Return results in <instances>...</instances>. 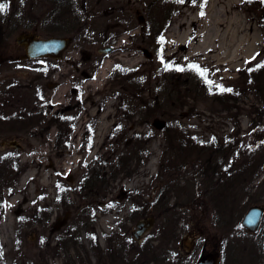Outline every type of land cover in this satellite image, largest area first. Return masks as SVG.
<instances>
[{"label":"rangeland","instance_id":"1","mask_svg":"<svg viewBox=\"0 0 264 264\" xmlns=\"http://www.w3.org/2000/svg\"><path fill=\"white\" fill-rule=\"evenodd\" d=\"M45 3L46 0L31 2L38 17L45 12ZM233 3L76 0L82 17L77 22L68 20L66 27L58 30L71 37V44L60 59L54 60L52 67L41 60L21 63L15 70L1 65L0 78L12 75L20 88L5 91L0 85V140L11 139L19 144V148L0 146V224L4 218L9 222L8 232L0 234V264H60L59 259L52 261L41 238L44 237L43 206L56 168L61 174L70 171L75 176V165L73 161L62 163L63 156L56 159L52 154L62 150L47 147L70 136L75 140L76 136H82V140L83 128L88 125L99 148L98 158L104 161L98 165L103 179L108 184L118 176L121 185L136 191L133 200L153 195L159 175L160 181L172 182L177 142L203 141L227 143V147L243 143L242 158L228 167L226 186L216 191L211 201L207 198L208 205L225 206L230 219L233 206L240 213L252 204L264 206V66H261L264 65V0ZM168 6L171 14L164 30L149 32L150 21L162 20ZM26 21L20 19V26L9 31L8 45L0 55L16 52L13 38L19 30L31 31L34 26L36 35H41L47 29L46 22L52 23L44 20L27 25ZM237 24L244 28L236 31ZM106 46H112L113 52L100 53L93 64L94 74L83 81L80 96L85 98L77 105L79 117L71 125L75 134L68 135L71 126L61 131L53 118L40 117L39 112H34L63 113L60 110H64L68 101L67 86L73 73L71 60L78 62L84 54L98 52V48ZM221 62L227 64L225 68ZM190 64L207 69L206 76L190 69ZM113 68L126 76L113 73ZM53 72L56 73L51 76ZM52 81L58 84L55 89L45 85ZM185 111L188 114L180 117L178 112ZM161 122L162 128H157L156 123ZM179 125L187 133H178ZM148 160L153 162L150 166ZM25 173L27 179L30 177L27 187L12 196ZM157 196L148 201L149 206L158 205ZM173 206L171 193H161L160 217L149 234H156L160 228V262L164 259V264H188L190 256H183L180 241L190 238L191 233L179 226ZM196 209L197 212L199 208ZM208 224L207 231L215 236L225 233ZM228 227L226 230L231 229ZM238 235L243 246L248 245L253 253L257 234ZM81 238L82 235L80 242ZM243 246L240 248L244 249ZM261 264H264L262 258Z\"/></svg>","mask_w":264,"mask_h":264},{"label":"flooded vegetation","instance_id":"2","mask_svg":"<svg viewBox=\"0 0 264 264\" xmlns=\"http://www.w3.org/2000/svg\"><path fill=\"white\" fill-rule=\"evenodd\" d=\"M32 1L34 0H0V4L6 5L5 10L0 12V19L5 21L0 23V51L3 52L8 45V38L11 36L9 31L19 27H16L15 22L21 18L38 21V15L32 11L34 7L31 5ZM69 2L70 0H46L47 8L44 15H41L49 20L62 19L73 11L68 6ZM21 12L28 14L23 13L22 17H19ZM25 15L29 17H23ZM9 20L12 22L10 23ZM18 32L20 33V30ZM15 37L13 39L17 44L14 48L16 52L7 51L0 55V67L4 65L15 70L21 63H31L36 60L43 61L45 65L50 63L51 67L54 65L55 59L49 56L26 57L23 46L16 41ZM99 55V52L87 53L78 62L71 60L73 73L67 86L66 107L60 110L63 113H59L58 110L34 112H39L40 117L45 115V118H53L54 123L75 121L79 117L77 105L85 98V95L80 96L83 81L90 79L94 74L93 64ZM82 63L85 65L81 66ZM32 68L35 70L34 67ZM55 73L53 72L51 76ZM11 78H13L12 75L0 78L3 90L13 91L14 88H20L19 81L15 80V77ZM45 85L55 89L54 87L58 84L52 81ZM75 108L76 110L73 111ZM178 113L180 117L188 114L186 111L184 116ZM73 127L69 128L68 135L75 134ZM88 127L90 125L83 128L82 134H85V137L82 140H80L82 136H76L77 140L70 136L60 142L54 141L47 147L51 145L54 150H62L61 153L52 152V154L56 159H60V155L63 156L60 159L62 163L73 161L75 165V176L70 171L61 174L60 169L56 168L53 184L50 192L47 191L43 206L44 237L40 233L39 238L42 236L41 238L44 239L46 251L50 254L52 261L59 259L60 264H164V259L160 262L162 257L159 249L160 228L156 234L150 235L149 232L156 219L160 217V194L168 191L173 196V207L178 214L179 226L183 225L191 233L192 246L188 251L183 250V256H190L188 264H196L199 256L207 254H214L216 264H261V258L264 259V226L258 228V233V229L249 231L240 224L245 211L240 213L239 209L237 210L238 207L233 206L230 219L225 214V206L211 205L210 207L207 200L209 198L211 201L213 194L226 186L225 182L229 175L227 169L235 164L233 161L242 158L240 155H243V143L227 147V143L177 142L173 169H171L172 182L168 184L167 181H160L159 175L153 186V195L133 200L132 197L133 194L136 195V191L127 185H121L122 181L118 176L114 180L110 179L106 184L107 180L103 179L98 169V165L104 161L98 158L99 148H96L94 134ZM177 130L179 133L185 131V128L179 125ZM229 154L230 157H228ZM75 156L77 157L74 158ZM156 162L155 172L158 173L160 172V155ZM51 168V171L55 170V167ZM222 193L225 194L226 189L225 193L224 190ZM155 194H158V205L151 207L148 201L155 198L153 197ZM197 207L199 209L196 212ZM19 211L20 209H17V212ZM147 217L153 218L151 229L136 237L133 234L136 222ZM208 222L225 233L217 237L214 232L207 231ZM228 225L231 229L226 230ZM244 233H256L258 236L253 253L248 245L243 246V239L238 235ZM241 245L244 249L240 248ZM180 246V248L183 247V240L180 241Z\"/></svg>","mask_w":264,"mask_h":264},{"label":"water","instance_id":"3","mask_svg":"<svg viewBox=\"0 0 264 264\" xmlns=\"http://www.w3.org/2000/svg\"><path fill=\"white\" fill-rule=\"evenodd\" d=\"M17 42L22 44L25 50L26 55L30 57H39L48 55L50 57L58 58L63 50L67 48V45L70 43L69 37H57V36H49L46 38L35 37L33 32L30 33H22L19 37H16ZM112 47L107 46L101 51H111ZM145 52V50H144ZM163 122L157 124L156 127L161 128L163 126ZM14 147L19 148V145L15 140L6 142V140H0V146L10 145L12 144ZM263 211L262 206L260 205H252L250 206L243 218L241 220V224H243L249 230H255L258 226V222L261 217V212ZM152 217H148L146 219H140L136 223V228H134V235L138 236L141 232L147 230L152 225ZM191 242H188L185 248L189 249ZM196 264H216V258L214 254H207L199 256Z\"/></svg>","mask_w":264,"mask_h":264},{"label":"trees","instance_id":"4","mask_svg":"<svg viewBox=\"0 0 264 264\" xmlns=\"http://www.w3.org/2000/svg\"><path fill=\"white\" fill-rule=\"evenodd\" d=\"M70 4H72V3H69V7H71L70 6ZM170 6H168V7H166L165 9H164V12H163V14L161 15V17H163V19L161 20L160 19V21H155V20H151L150 21V23H149V25H148V28L150 29L149 30V32H157V33H161V30H164V28H165V26L168 24V19H170ZM72 12H69V15L68 16H65L66 18H62V19H59V20H51V22L52 23H49V22H46V21H44L43 20V22H46V25L45 26H47V29L45 28V29H43L44 31H45V33H49V34H51V33H58V30L60 29H62L63 27H66V25L65 24H67V21L68 20H71V21H75V22H77L78 21V15L77 14H71ZM22 19V18H21ZM20 21V20H19ZM19 21L18 22H16L15 24H18L19 23ZM3 22H5L4 20H3ZM30 22H32L31 20H29V21H26V24L27 25H31V23ZM153 22H155L156 24H155V26H153ZM160 22H161V25H160ZM54 23H56V24H54ZM49 24H51L50 26H49ZM148 24V23H147ZM20 25V24H19ZM156 27H157V31H153V29H156ZM58 34H60V33H58ZM113 73L114 72H116L115 74H118V75H125L126 76V74H125V72H123V71H116V69H113V71H112ZM59 126L60 127H63L64 126V124H62V123H59Z\"/></svg>","mask_w":264,"mask_h":264},{"label":"bare ground","instance_id":"5","mask_svg":"<svg viewBox=\"0 0 264 264\" xmlns=\"http://www.w3.org/2000/svg\"><path fill=\"white\" fill-rule=\"evenodd\" d=\"M218 1H220V0H218ZM222 1V0H221ZM227 2L229 3V4H234L233 2H234V0H227ZM228 10H230V7L226 10V11H228ZM247 26V28L249 27V28H251L249 25H246ZM242 28H244L243 27V25H236V31H241V29ZM207 50H210V49H207ZM218 59H219V57H218ZM220 62V61H219ZM224 62H221V64H223ZM226 65L227 64H225L224 63V65H223V67L225 68L226 67ZM223 67L222 68H220V69H223ZM151 163H153V162H149V160H148V162H147V165H149L150 166V164ZM32 177H33V175H32ZM28 179H30V177H28ZM27 177H26V173L25 174H22V176L20 177V182H18V186H17V189H15L14 191H13V193H11V195L12 196H16L17 194H19V193H21L22 191H24V189L27 187ZM5 219V218H4ZM3 219V221H1V224H0V234L2 233V234H6L7 232H8V228H9V225H7V224H9V222L8 221H6V220H4Z\"/></svg>","mask_w":264,"mask_h":264},{"label":"snow or ice","instance_id":"6","mask_svg":"<svg viewBox=\"0 0 264 264\" xmlns=\"http://www.w3.org/2000/svg\"><path fill=\"white\" fill-rule=\"evenodd\" d=\"M178 2H183V0H178ZM5 8H6V5H4V4H0V12L4 11ZM201 15H203V13H201ZM254 58H255V57H254ZM261 66H264V65H261ZM188 67H189L190 69L196 71V72H197L200 76H202V77L206 76V73H207V71H208L207 69H202V68H200V66H198V65H196V64H190V65H188ZM177 70H183V69H177ZM209 83H211V82L209 81ZM221 90L223 91L224 89H221ZM228 91H231V90L228 89Z\"/></svg>","mask_w":264,"mask_h":264}]
</instances>
